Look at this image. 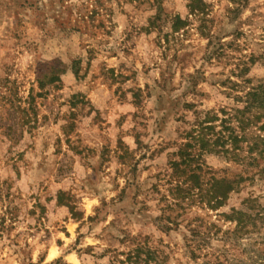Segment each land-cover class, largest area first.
I'll list each match as a JSON object with an SVG mask.
<instances>
[{"label": "rangeland", "instance_id": "1", "mask_svg": "<svg viewBox=\"0 0 264 264\" xmlns=\"http://www.w3.org/2000/svg\"><path fill=\"white\" fill-rule=\"evenodd\" d=\"M203 2L0 0V264H264V110L202 153L221 205L174 188L195 112L264 83V0Z\"/></svg>", "mask_w": 264, "mask_h": 264}, {"label": "trees", "instance_id": "2", "mask_svg": "<svg viewBox=\"0 0 264 264\" xmlns=\"http://www.w3.org/2000/svg\"><path fill=\"white\" fill-rule=\"evenodd\" d=\"M204 6L203 0H190L189 3V8L192 12L196 10L203 12ZM185 23L186 21L181 16L176 15L172 28L177 31ZM238 97L243 98L246 104L234 109L233 112L223 109L224 116L222 117L211 111L195 112L194 120L187 122L189 125L187 130L189 141L179 148L180 160L172 162L173 175L176 177L175 180L177 182L174 188L178 192L179 197L183 199L198 197L200 201H206L209 207L215 208L221 205L234 189V182L225 177L218 178L212 175L205 182L202 179L204 162L202 163L200 160L203 152L223 153L227 157L231 156L234 158L239 156V142L245 140L244 132L254 123L255 119L262 117L264 110V83L252 87L246 94ZM253 108L259 109L260 112L258 115L254 114L255 116L251 117L247 113H251ZM218 121H220L219 124H217ZM234 122L237 123L236 126L232 125ZM218 127L219 129L217 130ZM263 140L264 135H256L254 144L258 146ZM260 151L262 153L264 150L261 149ZM186 172L189 174L188 179H190L191 185L184 188L183 184L188 179L182 180V177ZM235 213L239 212L235 211Z\"/></svg>", "mask_w": 264, "mask_h": 264}]
</instances>
